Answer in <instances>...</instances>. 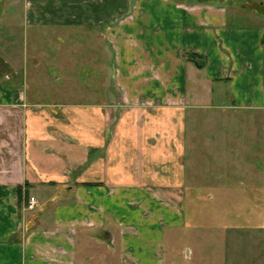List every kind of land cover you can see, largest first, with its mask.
Here are the masks:
<instances>
[{
  "label": "crops",
  "instance_id": "obj_1",
  "mask_svg": "<svg viewBox=\"0 0 264 264\" xmlns=\"http://www.w3.org/2000/svg\"><path fill=\"white\" fill-rule=\"evenodd\" d=\"M1 23L0 264H165L195 111H264V0H0ZM63 32L110 54L95 102L47 96Z\"/></svg>",
  "mask_w": 264,
  "mask_h": 264
},
{
  "label": "rangeland",
  "instance_id": "obj_2",
  "mask_svg": "<svg viewBox=\"0 0 264 264\" xmlns=\"http://www.w3.org/2000/svg\"><path fill=\"white\" fill-rule=\"evenodd\" d=\"M227 6L236 22L248 21L237 16L235 5ZM64 33L61 53L68 56L67 65L54 62L52 67L48 54L49 59L44 58L38 69L51 73L54 79L59 77L47 96L64 103L95 102L101 98V85L113 83L110 54L103 53L100 42L89 45L81 39L76 44ZM55 46L42 44L43 54ZM195 112L199 114L197 122L187 124L189 183L180 206L187 228L177 237L178 249L173 248L177 252L169 243L164 247L165 264H264V111L213 107ZM243 149L251 151V157L244 158L253 159L252 167L243 168L242 156L232 160L235 153L244 155ZM258 167L263 170L256 172Z\"/></svg>",
  "mask_w": 264,
  "mask_h": 264
},
{
  "label": "built area",
  "instance_id": "obj_3",
  "mask_svg": "<svg viewBox=\"0 0 264 264\" xmlns=\"http://www.w3.org/2000/svg\"><path fill=\"white\" fill-rule=\"evenodd\" d=\"M38 201L36 200L35 197H30L28 199L27 205L25 206V210L26 211H34L37 207Z\"/></svg>",
  "mask_w": 264,
  "mask_h": 264
}]
</instances>
